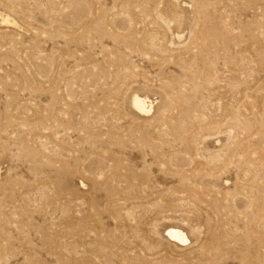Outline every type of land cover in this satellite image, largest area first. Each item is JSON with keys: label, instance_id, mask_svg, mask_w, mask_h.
Returning a JSON list of instances; mask_svg holds the SVG:
<instances>
[{"label": "rangeland", "instance_id": "1", "mask_svg": "<svg viewBox=\"0 0 264 264\" xmlns=\"http://www.w3.org/2000/svg\"><path fill=\"white\" fill-rule=\"evenodd\" d=\"M0 264H264V0H0Z\"/></svg>", "mask_w": 264, "mask_h": 264}, {"label": "bare ground", "instance_id": "2", "mask_svg": "<svg viewBox=\"0 0 264 264\" xmlns=\"http://www.w3.org/2000/svg\"><path fill=\"white\" fill-rule=\"evenodd\" d=\"M1 20L4 24L17 26L16 23L13 20H11L9 17H2ZM133 104L135 109L141 114H147L150 112V108L147 106V102L140 97H135L133 100ZM167 232H168L167 233L168 237L173 242H176L178 244H185L188 242V238L185 235V233L180 230H177L176 228L169 229Z\"/></svg>", "mask_w": 264, "mask_h": 264}]
</instances>
